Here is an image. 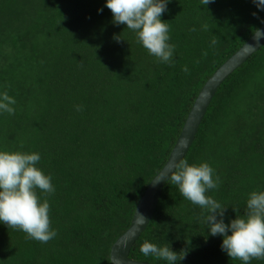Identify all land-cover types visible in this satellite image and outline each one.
<instances>
[{
	"label": "trees",
	"instance_id": "1",
	"mask_svg": "<svg viewBox=\"0 0 264 264\" xmlns=\"http://www.w3.org/2000/svg\"><path fill=\"white\" fill-rule=\"evenodd\" d=\"M105 5L0 0V93L16 100L15 114L0 112V150L40 154L37 167L52 176L55 192L37 191L57 232L41 243L0 221V264H112L113 243L202 87L264 24L253 0H170L161 17L175 45L170 66L114 24ZM184 159L214 169L219 186L206 194L227 207L226 224L245 215L252 191H264V45L219 87ZM205 215L167 181L130 256L169 264L140 252L147 240L176 251L175 264H243L222 250L223 236L210 234Z\"/></svg>",
	"mask_w": 264,
	"mask_h": 264
},
{
	"label": "clouds",
	"instance_id": "2",
	"mask_svg": "<svg viewBox=\"0 0 264 264\" xmlns=\"http://www.w3.org/2000/svg\"><path fill=\"white\" fill-rule=\"evenodd\" d=\"M169 2L170 0H106L105 6L112 12L114 24L126 25L150 55L155 56L159 62L172 66L175 45L169 43L170 25L161 19ZM211 2L214 0H201L203 5ZM253 2L264 10V0ZM98 11L102 12L103 9ZM203 28L208 30V25H203ZM195 30L192 28L190 31ZM255 37L264 38V32L258 30ZM113 38L117 42L122 39L121 35H114ZM216 43L217 40L213 37L211 45ZM203 55L207 56V52ZM183 71L188 72L187 66H184ZM15 104V98L7 91L0 93V112L15 114V108L12 107ZM80 110L81 106H77V111ZM40 159L37 152L0 150V221L10 229L23 231L29 239L48 243L57 232L51 228L50 204L47 199L41 201L37 190L52 194L55 188L52 176L37 167ZM213 174L214 169L207 162L189 164L187 159H183L169 167L160 177L161 180L167 178L177 185L184 199L204 210V220L210 234L223 236L221 248L232 261L250 264L252 259L264 260V191H252L247 200L245 215H237L230 224H226L223 217L227 207L206 194L219 186V177L214 179ZM140 218L143 224L145 217ZM140 252L145 257L154 256L167 260L169 264H175L178 259V253L171 247H158L147 240L140 246Z\"/></svg>",
	"mask_w": 264,
	"mask_h": 264
},
{
	"label": "water",
	"instance_id": "3",
	"mask_svg": "<svg viewBox=\"0 0 264 264\" xmlns=\"http://www.w3.org/2000/svg\"><path fill=\"white\" fill-rule=\"evenodd\" d=\"M258 30L264 32V24L214 72L202 87L186 118L182 131L167 162L144 191L136 207L129 228L113 243L110 253L112 264H157L145 260L133 259L130 253L136 241L149 226L161 198L164 186L168 181L167 178L161 180L162 178L160 176L163 175L169 167L174 166L184 159L222 83L264 45V38L255 37ZM141 216L145 217V222L143 224L141 222Z\"/></svg>",
	"mask_w": 264,
	"mask_h": 264
}]
</instances>
